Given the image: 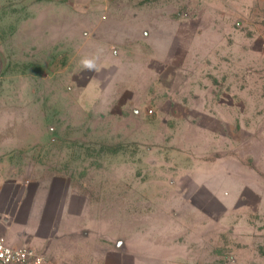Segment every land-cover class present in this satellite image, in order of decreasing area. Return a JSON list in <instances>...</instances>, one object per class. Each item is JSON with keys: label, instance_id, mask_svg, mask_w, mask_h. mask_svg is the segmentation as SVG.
<instances>
[{"label": "crops", "instance_id": "0c3cea01", "mask_svg": "<svg viewBox=\"0 0 264 264\" xmlns=\"http://www.w3.org/2000/svg\"><path fill=\"white\" fill-rule=\"evenodd\" d=\"M61 3L65 4L64 1ZM206 3L205 16L192 14L196 10L195 0H186L178 10L180 19H205L206 22L200 29L196 22H181L178 19L176 24L180 34L176 36L175 31V37L166 41V46L157 56L162 74L181 75L183 71L191 72V67L204 62L201 66L206 64L212 75L221 77L220 85L224 92H236L239 98L213 100L207 105H187L181 98L174 97L165 100L168 107L161 108L164 114L161 119L175 122L172 136L174 141H178L175 143L178 147L173 151L185 153L184 149H192L193 163L208 161L230 166L237 163V156L228 154V157H224L225 152L218 147L214 149L213 159H207L209 157L200 147L201 153L196 155L195 140L190 139L186 145L191 146H186L181 143V136L188 135L187 129H190L197 130L201 135L208 133L212 138L223 137L224 133L220 134L219 129L196 125L199 115L224 125L238 123L243 132H246L250 119L260 117L257 110L249 111L248 108L261 106L262 101L241 96L247 92V79L250 77L245 75L247 69L250 68L251 74H255L263 63L264 0H206ZM27 5L33 11L38 1L27 0ZM182 12L184 17L181 16ZM243 26L257 28L260 33L247 35ZM205 33L210 39L209 50H194L192 47L190 52L189 44L193 45L197 40L198 48L199 37ZM50 79L47 73V82L43 85L45 94L40 86L42 95H39L36 85L33 93H27L26 97L18 100L22 109L17 114L0 113V237L13 246L38 249L49 264L208 262L207 255L200 252L206 238L199 233L203 227V221L199 220L219 218L227 206L213 194L199 192V187L204 183L193 179V172H189L187 167L186 170H178V160L175 158V171L171 178H167L166 171L171 166L166 162H146L145 159L140 162L124 161L120 160L118 152L111 154L109 162L90 163L85 148L76 149L67 145L68 142L66 145L64 143L73 138H94L99 142L107 139L110 144L126 143L129 147H136V151L143 155L156 149L159 155H164L168 151L167 128L156 130L152 135L145 128H151L145 119L146 112L143 110L139 114L141 109H134L133 114L128 113L122 98L117 97L111 102L115 103V110L111 113L108 112L110 106L104 110L103 107L93 110L80 108L78 117L71 120L66 118L65 124L55 130L53 116L58 102L55 99V84ZM228 93L226 95L229 96ZM11 103L15 104L13 100ZM176 105L189 107L190 111L185 115L180 114ZM207 106H210L209 109ZM230 107L240 109L237 113H231ZM141 125L143 131L139 127ZM73 126L77 130H70ZM204 127L207 131L198 130ZM201 144L203 141L198 140L197 146ZM76 153L80 154L78 160L70 157ZM88 171L94 174H87ZM189 187L190 191L187 190ZM197 195L203 197V202L217 204L218 210H208L199 205L202 201L196 198ZM183 203L195 204L191 212L199 218V229H194L193 235L182 231L178 206L182 211ZM151 213L154 217L161 218L163 215L164 219L174 220L173 230L163 236L147 233L143 228L145 223L140 218ZM118 218L126 219V228L118 229L115 224Z\"/></svg>", "mask_w": 264, "mask_h": 264}, {"label": "rangeland", "instance_id": "374dc122", "mask_svg": "<svg viewBox=\"0 0 264 264\" xmlns=\"http://www.w3.org/2000/svg\"><path fill=\"white\" fill-rule=\"evenodd\" d=\"M37 1L36 9L30 11L27 0H0V58L3 60L0 72V113L17 114L22 109L18 100L26 97L27 93H33L36 85L39 95H42L40 86L46 84L47 73L51 77L50 81L55 84L54 93L58 102L53 116L55 130L65 124L66 118L71 120L78 117L80 108L93 110L103 107L104 110L110 106L108 112L111 113L115 110V103L111 102L117 97L122 98L124 108L130 114L134 113V109H141V114L143 110L146 112L151 108L152 114L145 113L151 128H145L152 135L156 130L167 128L168 151L164 155H159L157 149L143 155L136 151V147H129L126 143L110 144L107 139L101 143L94 138H73L64 143L66 145L68 142L67 145L76 149L85 148L90 163L109 162L111 154L116 152L120 160L124 161L140 162L145 159L146 162H166L171 166L166 171L167 178H171L175 171L176 158L179 167L176 170L183 171L187 167L189 172H193V179L204 183L199 187V192L213 194L227 206L219 218L199 220L203 221L200 229L197 226L199 218L191 212L195 204L183 203L182 211L181 206H178L182 231L191 235L194 229H199V233L206 238L200 252L207 255L209 261L198 264H264V55L263 63L255 74H251L250 68L245 74L250 77L247 79V92L241 97L262 101L261 106L248 108L249 111L257 110L260 117L248 121L246 132L241 130L238 123L224 125L199 115L196 125H204L211 130L219 129L220 134L224 133L223 137L212 138L208 133L201 135L197 130L190 129H187L188 135L181 136L184 145L190 143V139L195 140L196 155L201 153L198 149L200 147L209 157L207 159L212 160L214 149L220 147L225 152L224 157L237 156V165L208 161L196 164L192 162L194 151L191 147L188 148L190 150L184 149L185 153L173 151L178 147L175 144L178 141H174L172 136L175 122L171 119L164 122L161 119L164 115L161 108L168 107L165 100L177 97L187 105H207L213 100L239 98V95L236 92H224L220 85L221 77L212 75L206 64L201 66L204 62L200 60V66L191 67L192 70L189 68L191 72L183 71L177 76L162 74L157 56L176 33V36L180 34L176 24L180 19L178 10L186 0ZM16 2L19 3L16 5ZM195 4L196 10L192 14L205 16L206 0H195ZM180 21L196 22L200 29L206 22L205 19L197 21L192 18ZM242 29L247 35L260 33L254 27L243 26ZM199 40L198 48L197 40L193 45L189 44L190 52L192 47L194 50H209L208 35L205 33ZM43 88L42 93L45 94ZM11 100L15 104L12 105ZM170 105L173 106L172 103ZM175 107L180 114L185 115L190 111L186 106ZM228 109L231 113H237L240 108ZM75 126L70 130H77ZM139 127L143 131L142 125ZM205 127L198 130L207 131ZM198 140L203 141V144L197 146ZM58 145L62 146L60 143ZM70 157L78 160L80 154ZM90 173L94 174L87 172ZM196 198L202 201L203 197L197 195ZM199 205L208 210H218L215 203L202 201ZM140 221H144L143 228L152 236L168 234L174 227V220L164 219L163 215L161 218L154 217L152 213L146 214ZM115 224L118 229L128 225L126 219L122 218H118Z\"/></svg>", "mask_w": 264, "mask_h": 264}, {"label": "built area", "instance_id": "2783aa9c", "mask_svg": "<svg viewBox=\"0 0 264 264\" xmlns=\"http://www.w3.org/2000/svg\"><path fill=\"white\" fill-rule=\"evenodd\" d=\"M147 114L153 113L151 108ZM0 264H49L48 259L32 246H13L0 237Z\"/></svg>", "mask_w": 264, "mask_h": 264}, {"label": "water", "instance_id": "95a60500", "mask_svg": "<svg viewBox=\"0 0 264 264\" xmlns=\"http://www.w3.org/2000/svg\"><path fill=\"white\" fill-rule=\"evenodd\" d=\"M2 67H3V60L0 58V72L2 70Z\"/></svg>", "mask_w": 264, "mask_h": 264}]
</instances>
